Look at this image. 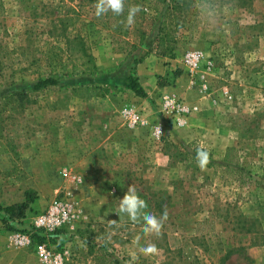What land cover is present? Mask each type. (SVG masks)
Listing matches in <instances>:
<instances>
[{"label": "rangeland", "instance_id": "1", "mask_svg": "<svg viewBox=\"0 0 264 264\" xmlns=\"http://www.w3.org/2000/svg\"><path fill=\"white\" fill-rule=\"evenodd\" d=\"M97 2L0 0V203L35 198L21 220L0 212V264H42L41 242L65 264H264V0H124L101 16ZM167 94L197 108L185 127L160 114ZM128 104L151 126L126 128ZM130 185L146 212L167 210L159 237L119 212ZM56 197L75 217L40 241L35 220ZM137 235L159 253H139Z\"/></svg>", "mask_w": 264, "mask_h": 264}, {"label": "built area", "instance_id": "2", "mask_svg": "<svg viewBox=\"0 0 264 264\" xmlns=\"http://www.w3.org/2000/svg\"><path fill=\"white\" fill-rule=\"evenodd\" d=\"M202 60L199 52L186 56L185 63L192 70L198 68ZM196 107L187 103L184 99L174 95H163L159 104V112L167 120L177 127H185L189 117L196 111ZM121 119L126 128L134 130L139 126H151L147 117L141 113L134 104L125 105L121 111ZM153 136L160 140L163 136L164 125L159 123L152 127ZM75 217V208L67 199L54 198L47 209L35 220V228L42 232L39 235L46 237L48 233L55 232L71 223ZM15 241L18 246L26 247L32 244V239L26 234H16ZM40 262L42 264H65L64 254L53 251L47 242L38 243L36 246Z\"/></svg>", "mask_w": 264, "mask_h": 264}, {"label": "clouds", "instance_id": "3", "mask_svg": "<svg viewBox=\"0 0 264 264\" xmlns=\"http://www.w3.org/2000/svg\"><path fill=\"white\" fill-rule=\"evenodd\" d=\"M96 15L101 16L108 11L121 15L124 12V0H98L95 5ZM141 6H131L128 10L126 18V24L131 26L135 23V17L137 13L141 11ZM196 160L199 167L203 168L209 162L208 152L198 149L196 154ZM148 205L145 200L140 198L134 186H128L126 193L121 199H119V212L126 214L131 221L138 222L143 221V233L145 236L159 237L162 233L164 223L168 220V212L165 209L163 213L157 217L151 213L145 211ZM141 236L137 235L134 238L133 243L138 246L139 253L145 257L157 255L159 249L153 243H147L146 245H140Z\"/></svg>", "mask_w": 264, "mask_h": 264}, {"label": "trees", "instance_id": "4", "mask_svg": "<svg viewBox=\"0 0 264 264\" xmlns=\"http://www.w3.org/2000/svg\"><path fill=\"white\" fill-rule=\"evenodd\" d=\"M161 37L158 35L154 39V44L156 47H152L150 49V54L154 53L155 49L161 45ZM167 51H164V54H162L164 57L167 55ZM90 68L84 69V71H90ZM59 77H48L46 79L39 80L38 83L34 86V91L38 92L42 89H45L47 87H54L59 84ZM129 89L132 90L136 95L140 97H147L146 93L143 91L141 85L139 84L138 80L136 78H130V83L128 85ZM34 196L33 193L28 191L26 193V201L18 204H14L12 206L4 207L0 203V212H4L8 217H5L3 220L5 223L8 224V221L10 220H21L25 217L26 211H28L31 208V205L34 203ZM35 237L38 240H42L43 238L39 235L38 232L35 233Z\"/></svg>", "mask_w": 264, "mask_h": 264}]
</instances>
